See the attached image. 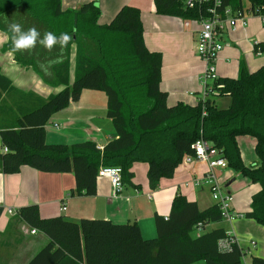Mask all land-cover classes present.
Masks as SVG:
<instances>
[{
	"label": "trees",
	"instance_id": "obj_1",
	"mask_svg": "<svg viewBox=\"0 0 264 264\" xmlns=\"http://www.w3.org/2000/svg\"><path fill=\"white\" fill-rule=\"evenodd\" d=\"M219 1V10H248L264 18V0ZM153 4L157 15L195 23L213 6L209 2L189 8L186 0ZM17 9L55 36L67 34L70 39L63 44V58L52 65V86L61 87L59 92L43 99L19 91L0 74V174H17L24 166L45 174L72 172L77 194L92 197L100 167L120 168L123 184L132 185V165L145 163L147 185L155 190L160 179H170L183 157L192 154L191 145L202 139L234 173L260 186L251 197L250 211L242 216L264 228V64L249 73L240 60L236 78H217L211 93L196 105L178 102L169 107L168 94L159 87L162 55L146 48L136 7L124 5L108 24L99 25L96 1L63 11L61 0H0V18ZM0 30L4 31L1 26ZM8 47L9 43L2 51ZM257 48L264 55V41ZM82 91L105 95L106 117L115 137L101 151L91 142L48 145L46 124L76 103ZM220 101L228 102L227 107ZM246 136L255 139L256 166L246 167L241 160L237 138ZM15 219L48 239L27 264H242L237 246L219 249V241L227 238L223 227L204 229L222 222L218 206L200 210L179 194L166 218L154 215L152 239H144L136 223L42 219L36 205L19 208ZM198 225L202 231L196 236ZM248 264H264V259L251 257Z\"/></svg>",
	"mask_w": 264,
	"mask_h": 264
},
{
	"label": "crops",
	"instance_id": "obj_2",
	"mask_svg": "<svg viewBox=\"0 0 264 264\" xmlns=\"http://www.w3.org/2000/svg\"><path fill=\"white\" fill-rule=\"evenodd\" d=\"M90 1H96L100 8L99 25L108 24L124 5L136 7L140 11L145 46L150 52H159L162 55L159 87L168 94L167 106H174L178 102L185 103L182 100L185 93L173 89V85L180 83V77L188 80L203 72V63L195 54L193 45L199 24L157 15L153 0H61V9L75 11L82 4ZM258 23V20L249 19L246 28H238L225 39L226 47L216 62L218 78H236L240 60L244 62L249 73H254L263 66L264 56L256 57L254 54V44L264 41V29H261ZM12 24H19L24 31L35 28L40 33L38 39H43L45 34L49 33L43 25L32 20L21 9L9 12L0 18V26L4 29V31L0 30V74L24 93L48 97L62 90L61 87L52 86L54 82L52 65L63 58V45L57 43L49 49L37 44L31 49L17 50L10 30ZM253 36H257L258 39L254 40ZM8 43L7 50L2 51ZM74 55L73 45L69 55L71 81ZM200 75L197 77V82L201 90L195 89L199 92L202 91ZM189 95L192 94L188 92ZM199 99L196 103L185 104L194 106ZM219 105L225 108L228 102L220 101ZM5 107L9 109L10 105L5 104ZM45 131L48 145L71 146L76 143L91 142L103 147L115 137L111 121L106 117V98L101 96V92L95 91H82L76 103H70L68 107L50 118ZM240 138L242 137L237 138L238 147ZM254 147L255 139H253V149ZM1 151L0 143V153ZM254 156L251 161L241 160L246 167L256 166L258 160L255 152ZM130 171L133 173L132 185H124L120 194H113L108 179L97 178L96 193L92 197L77 194L72 172L45 174L24 166L17 174H0V264H27L48 242L42 233L30 230L15 219L16 211L25 206L36 205L42 219L62 216L74 222L82 219H103L115 224L136 223L142 237L152 239L156 236L154 215L166 218L176 195H182L187 201L196 203L200 210L216 204L206 186L194 185V181L204 177L207 171V166L202 162L190 164L181 162L170 179H160L155 190H150L147 185V164L134 163ZM218 176L219 180L226 179L224 184L226 187L233 188L227 191L232 195L234 213L241 216L249 212L251 197L260 191V186L234 173L228 167L220 170ZM238 176H241L239 184H244L243 189H235L238 185L234 182ZM62 206L66 208L64 212L61 211ZM8 210H12L13 214L9 215ZM236 219L238 217L233 221L236 222ZM218 224L206 225L204 229L210 231L219 228ZM223 228L235 237L240 247H245L247 241L251 240L248 239L243 245L232 223ZM244 228L256 236L253 237L256 247L251 251L247 262H250L251 257L264 259L262 244L264 228L251 221L244 224ZM6 237L11 238L13 245L5 240Z\"/></svg>",
	"mask_w": 264,
	"mask_h": 264
},
{
	"label": "built area",
	"instance_id": "obj_3",
	"mask_svg": "<svg viewBox=\"0 0 264 264\" xmlns=\"http://www.w3.org/2000/svg\"><path fill=\"white\" fill-rule=\"evenodd\" d=\"M212 2V7H207L204 15L197 22L199 30L196 41V55L203 63V72L199 77L202 85L201 98L204 99L211 93V84L218 78L216 73V62L219 55L226 47L225 39L235 32L238 28L247 27L249 19L246 14H251L248 10L232 12L229 8L219 10V0H186L189 8H193L195 4H206ZM254 17V16H253ZM261 19L264 24L263 17ZM254 54L256 57L264 56L254 44ZM97 150L101 151L102 147L97 146ZM192 154L183 157L182 162L190 164L193 162H202L207 166L204 177L194 181L195 186H206L216 201L220 210L222 222L231 224L237 217H241L232 210V195L227 191V187L220 183L218 172L227 168V162L220 153L212 148L207 142L198 139L191 145ZM6 152V149L3 150ZM122 171L118 167H100L97 172V178H106L109 180L113 194H120L123 190V182L121 177ZM62 206L61 211H65ZM9 215L13 214L12 210L7 211ZM201 225H198L196 236L199 235ZM227 233V238L220 240L218 247L222 251L230 250L232 245L237 246L241 250L242 264H248L246 258H250V253L256 247V242L248 240L245 247H240L235 237Z\"/></svg>",
	"mask_w": 264,
	"mask_h": 264
},
{
	"label": "rangeland",
	"instance_id": "obj_4",
	"mask_svg": "<svg viewBox=\"0 0 264 264\" xmlns=\"http://www.w3.org/2000/svg\"><path fill=\"white\" fill-rule=\"evenodd\" d=\"M244 9H247V3L246 2L244 3ZM246 18L253 19V20L254 19L255 20H258V22H259L258 24H259L260 28L261 29H264V24L261 22V19L260 18L253 17V15H250V14H246ZM253 39L254 40H257L258 37L257 36H253ZM253 39L250 40L251 41V44H252ZM196 41H197V39L194 38V40H193L194 49L196 47ZM195 54H196V51H195ZM200 74H197V76H195L194 78L193 77H190L188 80H187V78L180 77L179 78L180 79V83L179 84H176V85H173V87H174L173 89L176 88V90L180 91L181 93H183V92L185 93V95H183V99H182L185 103H187V102L188 103H196L197 102V99H199V97L201 96L200 95L201 92L195 91V89H197V88L199 90H201V88H199V85H198V82H197V77ZM171 91H172L171 92L172 93L171 95H173V90H171ZM188 92H190L192 95H189L188 96ZM197 92H199V93H197ZM36 95L38 97H41V98H46L47 97V96H43L41 94H36ZM101 96L104 97L105 95L103 93H101ZM239 147H240V157H241L242 160L251 161L252 158L255 157L254 156L253 139H252V137L246 136V137L240 138L239 139ZM240 180H241V176H238L237 179H236V181L234 182L236 185H238V187L235 188V189H238V188L243 189L244 188V184H239ZM225 181H226L225 178L220 179V183L221 184H225ZM231 188L232 187L229 186V187H227V190H229ZM236 220H237L236 222H234V221L232 222V225L236 229V231H237V233L239 235V239H242L243 245H245V241H247L248 239H251V240L254 241L255 238H253V237H256L255 234L253 232H248L247 230H245L244 224H247L248 221H251L254 224H256L255 221L245 219L242 215H241L240 218L238 217V219H236ZM218 225H219V228L220 227H225V226L227 227V226H229V224H227L225 222H221ZM5 240L6 241L8 240V242L11 245H13L12 244V240H11L10 237H6ZM262 244L264 246V239L262 241ZM15 245L16 244H14L13 247H15ZM9 248H12V247L9 246ZM246 260H249V258H246ZM200 264H202V263H200Z\"/></svg>",
	"mask_w": 264,
	"mask_h": 264
},
{
	"label": "clouds",
	"instance_id": "obj_5",
	"mask_svg": "<svg viewBox=\"0 0 264 264\" xmlns=\"http://www.w3.org/2000/svg\"><path fill=\"white\" fill-rule=\"evenodd\" d=\"M10 30L13 33L12 40L14 47L17 50L31 49L37 44L51 48L53 45L59 43L66 44L70 37L67 34H61L60 37L52 33H46L43 39H38L40 33L35 28H30L27 31L22 30L19 24L10 25Z\"/></svg>",
	"mask_w": 264,
	"mask_h": 264
}]
</instances>
